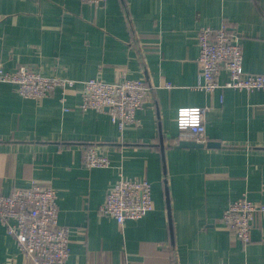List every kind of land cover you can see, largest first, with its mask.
<instances>
[{
  "label": "crops",
  "instance_id": "crops-1",
  "mask_svg": "<svg viewBox=\"0 0 264 264\" xmlns=\"http://www.w3.org/2000/svg\"><path fill=\"white\" fill-rule=\"evenodd\" d=\"M223 24L242 44L244 71L264 74V0H0L6 71L114 83L125 70L153 87L139 124L121 132L109 114L81 110L80 85L63 104L60 91L33 100L0 84V194L33 180L57 190L68 264H264V216L247 245L221 222L242 196L264 204V92L195 89L199 31ZM191 107H208L206 136L221 148L176 147L178 111ZM87 146L111 167H85ZM121 175L146 178L155 205L123 226L99 213ZM0 264H34L1 222Z\"/></svg>",
  "mask_w": 264,
  "mask_h": 264
},
{
  "label": "built area",
  "instance_id": "built-area-1",
  "mask_svg": "<svg viewBox=\"0 0 264 264\" xmlns=\"http://www.w3.org/2000/svg\"><path fill=\"white\" fill-rule=\"evenodd\" d=\"M82 1L94 8L107 2ZM198 44L197 61L201 70L196 90L207 93L218 89L264 92V74L244 71L242 44L237 35L230 32L227 24L216 29L201 28ZM223 69L228 72L229 79L221 84L219 79ZM0 84L15 85L22 97L33 100H41L60 91L63 104L68 92L80 85L81 110L109 114L121 132L139 124L138 112L143 110L153 89L144 79H129L125 70L122 71L121 80L109 83L96 78L76 81L44 77L26 67L8 72L2 64ZM163 87L170 89L173 84L165 82ZM207 111L208 107L179 109L176 121L180 136L176 143L188 140L207 144ZM83 163L89 169L111 167L109 157L99 154L95 146L86 147ZM57 199V190L38 180H33L29 188H18L8 195L0 194V222L15 240L23 257L34 264H68L71 253L70 228L59 224ZM154 208L151 183L146 178L127 179L121 175L109 190L99 213L114 218L119 226H123L127 220L142 219ZM259 216H264V204L242 196L229 204L221 222L233 239L247 245L252 241V232Z\"/></svg>",
  "mask_w": 264,
  "mask_h": 264
},
{
  "label": "water",
  "instance_id": "water-1",
  "mask_svg": "<svg viewBox=\"0 0 264 264\" xmlns=\"http://www.w3.org/2000/svg\"><path fill=\"white\" fill-rule=\"evenodd\" d=\"M179 148H209V149H218L222 147V143L218 141H208L207 144H200L194 141L182 140L175 144Z\"/></svg>",
  "mask_w": 264,
  "mask_h": 264
}]
</instances>
